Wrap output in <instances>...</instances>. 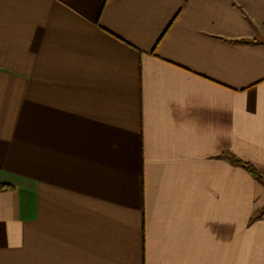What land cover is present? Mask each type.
<instances>
[{"label": "crops", "instance_id": "1", "mask_svg": "<svg viewBox=\"0 0 264 264\" xmlns=\"http://www.w3.org/2000/svg\"><path fill=\"white\" fill-rule=\"evenodd\" d=\"M264 0H0V264H264Z\"/></svg>", "mask_w": 264, "mask_h": 264}, {"label": "trees", "instance_id": "2", "mask_svg": "<svg viewBox=\"0 0 264 264\" xmlns=\"http://www.w3.org/2000/svg\"><path fill=\"white\" fill-rule=\"evenodd\" d=\"M239 163L242 164V166L256 179H258L259 181H264V176H262L252 165H250L249 163L246 162H242L237 160ZM1 187H6L5 184L0 185Z\"/></svg>", "mask_w": 264, "mask_h": 264}]
</instances>
